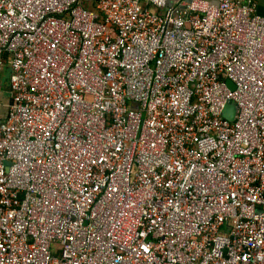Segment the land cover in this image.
I'll list each match as a JSON object with an SVG mask.
<instances>
[{
    "label": "built area",
    "instance_id": "1",
    "mask_svg": "<svg viewBox=\"0 0 264 264\" xmlns=\"http://www.w3.org/2000/svg\"><path fill=\"white\" fill-rule=\"evenodd\" d=\"M5 65L0 264H264L253 0H0Z\"/></svg>",
    "mask_w": 264,
    "mask_h": 264
},
{
    "label": "crops",
    "instance_id": "2",
    "mask_svg": "<svg viewBox=\"0 0 264 264\" xmlns=\"http://www.w3.org/2000/svg\"><path fill=\"white\" fill-rule=\"evenodd\" d=\"M213 4L217 3V0H208ZM255 2L256 14L264 18V0H253ZM9 76L10 70L7 65H5L4 69L0 73V86L1 92L8 96L7 102L2 103V97L0 96V122L3 120V117L6 114V105L9 101ZM2 100V101H1ZM2 106H5L4 108ZM5 110V111H3Z\"/></svg>",
    "mask_w": 264,
    "mask_h": 264
},
{
    "label": "water",
    "instance_id": "3",
    "mask_svg": "<svg viewBox=\"0 0 264 264\" xmlns=\"http://www.w3.org/2000/svg\"><path fill=\"white\" fill-rule=\"evenodd\" d=\"M227 84L232 89H234V86L231 84L230 81H227ZM237 114H238V109H237V105L235 103H230V104L226 105L224 110H223V117L230 122H233L236 119Z\"/></svg>",
    "mask_w": 264,
    "mask_h": 264
},
{
    "label": "rangeland",
    "instance_id": "4",
    "mask_svg": "<svg viewBox=\"0 0 264 264\" xmlns=\"http://www.w3.org/2000/svg\"><path fill=\"white\" fill-rule=\"evenodd\" d=\"M0 89H1V86H0ZM0 96L2 97V103H4V102H7V100H8V96L7 95H5L4 93H2L1 92V90H0ZM10 99V98H9ZM3 108L5 107V106H2ZM3 111H5V110H3Z\"/></svg>",
    "mask_w": 264,
    "mask_h": 264
}]
</instances>
